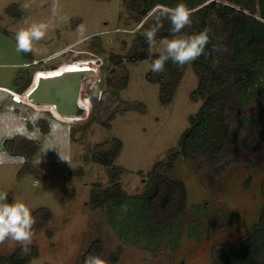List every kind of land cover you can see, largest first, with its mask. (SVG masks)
<instances>
[{
	"label": "rangeland",
	"instance_id": "1",
	"mask_svg": "<svg viewBox=\"0 0 264 264\" xmlns=\"http://www.w3.org/2000/svg\"><path fill=\"white\" fill-rule=\"evenodd\" d=\"M127 2L0 0V192L25 203L36 220L31 244L39 253L28 264H81L87 253L100 255L105 264H218L214 250L242 238L259 220L264 205V98L259 97L264 94V69L255 83L256 93L247 103L232 107L238 118L246 119L245 151L223 161L217 174L183 157L167 172L169 178L184 182L185 192L180 191L166 212H160L158 200L153 210L159 223L173 222L178 246L171 243L175 232L158 244L145 245L143 240L142 247L117 235L120 231L128 238L132 232L130 220L140 211L136 200L147 187L149 171L180 149L182 134L203 101L192 97L198 86L192 63L168 105L160 101V82L147 78L150 58L123 59L129 79L126 87L118 88L122 65L110 61L116 54L124 57L141 30ZM24 4L28 7L21 13ZM151 19L152 14L145 18ZM33 24L45 26L44 38L33 41L31 52H18L16 33ZM159 40L151 53L164 51ZM69 63L70 68L88 64L98 71L82 89L81 99L88 106L84 118L64 117L26 99L34 79ZM106 65V79L101 80ZM97 87L106 90L104 102L95 93ZM124 101L138 105L117 110L110 127L100 123L107 118V108ZM13 137L35 139V157L28 161L13 155L8 141ZM115 137L123 142L116 163L124 168L120 178L129 197L128 204L108 214L104 206L89 204L92 183L110 182L109 168L92 160V153L97 144L108 147ZM80 167L84 173L74 174ZM48 213L50 218L45 217ZM18 246L9 238L0 243V255L11 254Z\"/></svg>",
	"mask_w": 264,
	"mask_h": 264
},
{
	"label": "trees",
	"instance_id": "2",
	"mask_svg": "<svg viewBox=\"0 0 264 264\" xmlns=\"http://www.w3.org/2000/svg\"><path fill=\"white\" fill-rule=\"evenodd\" d=\"M127 3L128 8L137 14L141 30L136 34L129 52L124 57L113 55L110 61L122 65L123 74L118 84L120 89L127 86L129 79L123 59L130 62L150 58L152 62L158 58L157 52H149V45L142 35L154 25L158 9L174 8L177 4L185 5L191 12V24L175 35L184 36L206 30L209 36V43L205 48L208 55H201L191 62L198 75V86L192 92V97L203 100L201 107L191 118V125L182 134L180 149L171 152L166 160L156 162L149 171L147 187L143 190L141 199L136 200L140 211L130 220L134 227L130 229L132 232L128 234V238L120 231L117 232L122 240L137 247L158 244L164 235L175 232L171 243L176 248L178 230L173 222L159 223L153 210L154 202L158 200V209L160 212H166L179 198L180 191L184 194V182L167 176L178 157L196 162L199 169L208 166L217 174V168L223 161L238 157L240 154L236 153L245 151L246 145L242 135L246 119L238 118L232 107L236 102L247 103L251 95L256 93L258 86H255V83L264 69V0H128ZM20 10L23 13L22 9ZM151 14L152 19L148 22L145 18ZM161 22L163 27L156 33L155 39L172 38L174 34L169 31L170 22L167 19ZM214 45L226 51H212ZM186 66L187 64L180 67L169 60L163 72L148 71L147 78L150 81L160 82L162 104L171 103ZM103 69L101 80L106 79L107 65ZM98 89L99 87L95 93L100 94L101 102H104L102 98L106 90ZM113 96L110 93L108 98ZM259 97L264 98V94ZM137 105L138 103L124 101L117 104L115 109L107 108V118L100 123L110 127L117 110L125 111ZM8 141H11L9 147L13 155L22 156L28 161L35 157L38 147L35 139L13 137ZM122 146V140L115 137L108 147H104L102 143L97 144L92 153V160L109 168L110 182L105 186L99 181L92 183L89 204L91 207L104 206L108 214H113L119 207L128 204L129 196L120 178L124 168L116 163ZM29 169L33 171L34 168L29 166ZM73 173L83 174L84 169L80 167ZM166 181L170 184H166ZM8 202H12L10 195ZM182 211L183 209L179 214ZM45 217L50 218V214ZM221 225H215V228ZM143 240L146 241L145 245ZM147 247L155 248L149 245ZM38 253V248L30 244L29 251L24 254L20 245L11 254L0 255V264H28ZM214 254L218 264H264V205L259 220L242 238L222 244L214 250ZM115 259L117 257H114ZM83 262L84 258L81 264Z\"/></svg>",
	"mask_w": 264,
	"mask_h": 264
},
{
	"label": "clouds",
	"instance_id": "3",
	"mask_svg": "<svg viewBox=\"0 0 264 264\" xmlns=\"http://www.w3.org/2000/svg\"><path fill=\"white\" fill-rule=\"evenodd\" d=\"M27 7V4L21 5L22 10ZM163 19H167L170 22L169 31L174 35L172 38H161L159 40V44L164 46V51L157 52L158 58L152 60L150 65L151 72H163L165 64L169 60L183 67L195 61L201 55H208L205 52L206 45L209 43V36L206 30L184 36L175 35L191 24V12L183 4H177L174 8L162 7L158 9L154 25L150 30L142 33L149 45L150 53L152 52L156 33L163 27L161 22ZM44 29L45 26L42 24H33L27 29L21 28L16 33L17 51L31 52L33 50V41H40L44 38ZM84 31L85 29L82 26L78 29L81 36ZM212 51L220 52L226 51V49L214 45ZM35 223L36 220L33 213L25 203L16 200L9 203L7 193L0 192V243L10 238L19 243L22 253L26 254L32 242V229ZM83 264H105V260L100 255L92 253L84 258Z\"/></svg>",
	"mask_w": 264,
	"mask_h": 264
},
{
	"label": "water",
	"instance_id": "4",
	"mask_svg": "<svg viewBox=\"0 0 264 264\" xmlns=\"http://www.w3.org/2000/svg\"><path fill=\"white\" fill-rule=\"evenodd\" d=\"M94 66L66 68L56 73L41 74L34 86L27 90L26 99L35 104L54 106L56 111L69 118H84L88 108L81 104V93L86 80L96 78ZM32 83V84H33Z\"/></svg>",
	"mask_w": 264,
	"mask_h": 264
},
{
	"label": "bare ground",
	"instance_id": "5",
	"mask_svg": "<svg viewBox=\"0 0 264 264\" xmlns=\"http://www.w3.org/2000/svg\"><path fill=\"white\" fill-rule=\"evenodd\" d=\"M87 64V63H86ZM87 66H91V65H82L81 67H87ZM78 68H80V67H78ZM63 69H66V68H60L59 70H57V71H55V72H53V73H56V72H59V71H61V70H63ZM42 74H51V73H42ZM41 75V74H40ZM39 75V76H40ZM33 87V86H32ZM29 101V100H28ZM31 102V101H30ZM34 103V102H33ZM81 104L83 105V106H85V107H87L88 108V106H87V103H84L83 101H82V99H81ZM43 105H48V104H43ZM48 106H50V108L51 109H53V110H55L56 111V109H55V107L54 106H51V105H48ZM56 113L58 114V115H60L57 111H56ZM62 116V115H61ZM65 117V116H64Z\"/></svg>",
	"mask_w": 264,
	"mask_h": 264
},
{
	"label": "crops",
	"instance_id": "6",
	"mask_svg": "<svg viewBox=\"0 0 264 264\" xmlns=\"http://www.w3.org/2000/svg\"><path fill=\"white\" fill-rule=\"evenodd\" d=\"M62 68H70V63L69 64H65V65L63 64ZM33 84H35V82Z\"/></svg>",
	"mask_w": 264,
	"mask_h": 264
}]
</instances>
